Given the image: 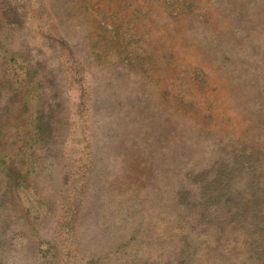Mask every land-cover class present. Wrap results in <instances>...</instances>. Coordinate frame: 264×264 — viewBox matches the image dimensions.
<instances>
[{
	"label": "rangeland",
	"instance_id": "rangeland-1",
	"mask_svg": "<svg viewBox=\"0 0 264 264\" xmlns=\"http://www.w3.org/2000/svg\"><path fill=\"white\" fill-rule=\"evenodd\" d=\"M38 3L51 12V25L37 21ZM263 4L0 0V96L19 89L13 64L35 61L46 85L38 108L51 128L41 139L14 133L17 120L28 132L36 106L21 103V92L20 105L0 121V264H165L179 241L193 259L208 252L196 264H232L230 256L214 259L228 238L212 244L202 223L189 224L194 238L179 233L189 213L181 205L190 200L175 199L173 188L184 184L183 162L212 171L219 154L237 153L261 133ZM71 79L86 86L88 114L84 108L86 117L73 123L93 165L76 248L63 261L50 220L60 161L52 131L55 96L73 107L75 92L65 88Z\"/></svg>",
	"mask_w": 264,
	"mask_h": 264
},
{
	"label": "trees",
	"instance_id": "trees-1",
	"mask_svg": "<svg viewBox=\"0 0 264 264\" xmlns=\"http://www.w3.org/2000/svg\"><path fill=\"white\" fill-rule=\"evenodd\" d=\"M41 6L38 3L35 7L37 21L51 25V12L41 11ZM49 32L55 33L52 30ZM36 65L35 61L25 66L13 64L14 69H18V73L15 74L17 79L19 77V89L11 90L12 93L10 92L9 95L4 91L0 96V121L5 118L6 113L13 111L12 106L20 105V99L16 96L20 92L24 94L21 103L25 104L30 99L36 105L32 109L31 124L29 123L31 127L28 132H22V122L18 120L15 122V127L9 124L14 133L19 130V133H24L29 140L36 137L41 139L45 132L51 130L44 112L38 108L46 85L43 84L42 74ZM19 66L22 68L20 69ZM21 85H26V88L21 90ZM5 87L6 84L1 79L0 90ZM65 88L72 89L75 94L70 100L73 103L71 108L68 107L69 99L66 101L62 99L61 92L54 98L58 108L52 141L56 144L55 150L60 161L55 167L58 200L56 210L50 218L55 225L52 231L53 237L58 236L60 240L59 250L63 261L67 260L76 248L74 236L83 204L90 194L93 165L91 149L87 151L82 131H79V127H75L73 123L74 118L81 122L86 117L84 109H87L86 86L71 79ZM16 113L14 111L13 115ZM257 116L261 120L258 124V130H261L259 140L256 137L253 143L246 142L238 148L237 153L230 154L224 159L220 156L222 154H219V160L215 161L218 162L216 169L209 172L199 170V163L188 159L181 164L185 169V173L181 175L184 184L173 188L175 199L180 195L182 199L190 200H186L184 205H181V208H185L189 213L183 219V225L179 229L180 234L194 238L189 224L193 223L195 228L198 223H202L209 230L205 234L212 244L219 246L220 238H228L224 247L220 249L224 252L220 251L215 255V263H218L221 255H226L232 258V264H264V112L258 113ZM201 171L203 174L200 179L190 181L191 173L198 175ZM203 218L214 219L215 222L206 226ZM225 234L227 237L224 236ZM173 249L176 256L166 258L165 264H196L208 254L204 249L198 258L193 259L180 241Z\"/></svg>",
	"mask_w": 264,
	"mask_h": 264
}]
</instances>
